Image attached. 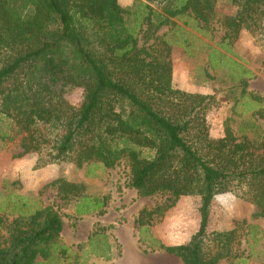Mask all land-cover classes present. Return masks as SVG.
<instances>
[{"label":"trees","instance_id":"16d2710c","mask_svg":"<svg viewBox=\"0 0 264 264\" xmlns=\"http://www.w3.org/2000/svg\"><path fill=\"white\" fill-rule=\"evenodd\" d=\"M232 2L235 14L216 19L223 30L219 48L229 51L246 29L264 49V0ZM215 3L134 0L124 7L118 0H0V123L6 127L0 139L21 147L18 155L36 153L35 168L60 161L114 167L124 161L129 185L140 196L167 194L163 210L181 196L199 195L197 231L185 243L161 246L184 264L241 255L245 220L208 229L216 195L233 192L264 216V140L236 135L227 122L222 136H210L212 94L174 85L171 43L158 33L181 15L210 29ZM216 50L207 58L212 69L225 55L217 57ZM240 79L242 95H249L247 80ZM78 88L82 98L73 104L67 96ZM44 187H55L63 200L76 198L77 214L104 211L105 197L85 194L83 182L59 177ZM19 199L23 203L16 204L18 214L0 242V264H38L39 256L63 253L59 210L33 197Z\"/></svg>","mask_w":264,"mask_h":264},{"label":"rangeland","instance_id":"374dc122","mask_svg":"<svg viewBox=\"0 0 264 264\" xmlns=\"http://www.w3.org/2000/svg\"><path fill=\"white\" fill-rule=\"evenodd\" d=\"M133 1L118 0L124 7L130 6ZM214 9L215 16L209 24L210 29H201L192 18L181 15L174 17L172 24L162 26L158 33H168V39L173 43H180L183 37L187 38L185 50L184 46L176 45L179 49L172 62L180 60L187 64L190 85L211 89L209 92H212L210 94L214 103L207 111L210 136H222L224 124L227 122L236 135L246 134L250 138L264 140V119L255 112L260 110L264 114V98L256 100L250 95L264 96V49L252 34L246 29L241 30L240 40L231 44V53L229 51L224 55L216 69H212L205 58H190L192 49L200 47L201 41H205L207 46L218 47L223 30L216 19L224 15H234L237 6L232 0H216ZM207 46L205 53L208 56L210 49ZM231 55H236L241 62L229 57ZM231 60L245 68L247 64L250 73H241V69ZM176 74L177 77L182 74L180 66L177 67ZM240 78L247 80L246 90L250 96L242 95ZM67 98L71 103L78 104L82 98L81 89H76ZM245 102L254 105V109L246 110L242 105ZM4 126V122L0 123L1 130ZM3 150L6 155L1 154ZM21 151V147L8 143L6 145L0 139V173L3 174H0V242L6 239V229L18 214L19 206L16 204L23 203L19 198L28 196L33 197L42 206L53 205L65 222L61 241H67V244L62 241L66 250L63 253L56 252L53 258L46 260L39 256L38 264H184L161 246L185 243L197 231L200 222L199 195L181 196L174 206L163 210L167 194L140 196L137 190L129 185V168L124 161L114 167H103L97 162H88L81 168L68 161L49 163L38 168H30L28 163L31 171L30 175L25 177V154L18 155ZM33 156L36 159L38 157L36 153H33ZM27 158L29 162L34 160L30 155ZM43 176L46 181L37 183L36 189L25 187V184H33V179ZM59 177L86 182L85 194L99 195L106 199L103 213L92 214V226L89 218L83 219L82 237L77 233L76 226L82 217L72 214L76 198L63 200L56 195L55 187H44L45 183ZM143 210L144 213L139 217ZM258 210L254 204L233 192L215 196L209 210L208 229L224 230L232 227L236 221L245 220L240 228L241 245L238 251L241 255L217 264L264 262V216L256 215Z\"/></svg>","mask_w":264,"mask_h":264},{"label":"crops","instance_id":"0c3cea01","mask_svg":"<svg viewBox=\"0 0 264 264\" xmlns=\"http://www.w3.org/2000/svg\"><path fill=\"white\" fill-rule=\"evenodd\" d=\"M173 20V19H172ZM165 32H163V34H164ZM170 35L168 34V33H165V38L171 43V58H173L174 59V55L176 54V53H178V47L176 46V45H179V46H184V50H185V48H187V47H185L186 46V42L188 41L187 40V38H185V37H183L182 38V42L180 41V43L178 42V43H176V42H172L170 39H168V37H169ZM240 38H241V36H240V34H239V37H238V39H236V41H235V44H236V42H238L239 40H240ZM206 42L205 41H201V45H200V47H194L193 49H192V57H190V58H205L206 60H207V58H208V56L206 55ZM209 49H210V52L209 53H211V52H213V51H215L216 49V54H217V57H221L219 54H228L227 52H229L230 51V53H231V46H230V48H229V51H227V50H224V49H221V48H219V46L218 47H211V46H207ZM215 54V55H216ZM229 57H232V59H235V60H238V58H236V55L234 56V55H231V56H229ZM240 60H238V62H239ZM241 62V61H240ZM239 62V63H240ZM173 63V76H172V81H173V83H174V85L176 86V87H178V88H180V89H182V90H185V91H189V92H197V93H203V94H210V93H212V92H209V90H211L209 87H206V86H201L200 88L199 87H194V86H192V84L190 85L189 84V80H188V78L187 77H189V74H188V72L186 71V67H187V64H184L183 62H181L180 60L179 61H177V62H172ZM178 66H180L181 67V70H182V74H180L179 75V77H177V74H176V72H177V67ZM245 66L248 68V65L247 64H245ZM3 153H5V151L3 150V151H1V154H3ZM5 155H6V153H5ZM28 155H30V156H32L33 157V161L32 162H29L28 161V158H27V156ZM30 158V157H29ZM35 159H36V157L35 156H33V153H28V154H25V177L26 176H28V175H30V171H31V166L32 167H34V164H35ZM28 163H29V165H30V168H28ZM14 165H16V163H14ZM17 166V165H16ZM40 169V168H39ZM44 171V170H43ZM13 173H14V171H12ZM1 175H3L2 173H0ZM43 178V180H41ZM42 178H36V180L35 179H33L32 180V182H33V184H25V187H27V189H36L37 188V186H38V184L37 183H41L40 181H46L45 180V178H44V176L42 177ZM69 180V179H68ZM35 183V184H34ZM84 183H86V182H84ZM37 184V185H36ZM86 189H87V185H86ZM76 203H77V200H76ZM76 205V204H75ZM94 212H92V213H90V214H77L76 212H75V210H74V212L72 213L73 215H75L76 217H82V219L81 220H78V224L76 225L77 226V233L79 232V234H81V237H82V231H83V229H82V222H83V219L84 218H89L90 219V221L92 222L91 223V226H92V224L94 223V220L92 219V214H93ZM62 222H63V228H62V231H61V234H60V239H62V237H63V232H64V228H65V222H64V219H63V217H62ZM87 229V228H86ZM85 229V230H86ZM78 234V235H79ZM87 234V233H86ZM78 235H77V239H79V237H78ZM86 237H87V235H86ZM64 243H66L67 241L66 240H62ZM61 241V242H62ZM80 241H82V239H80ZM62 242V243H63ZM79 241H76V243H78ZM67 244V243H66Z\"/></svg>","mask_w":264,"mask_h":264}]
</instances>
